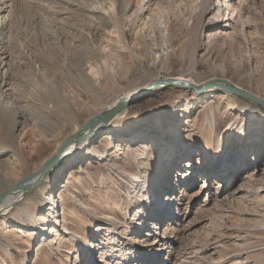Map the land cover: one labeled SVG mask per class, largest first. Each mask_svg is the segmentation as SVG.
<instances>
[{"label":"rangeland","instance_id":"1","mask_svg":"<svg viewBox=\"0 0 264 264\" xmlns=\"http://www.w3.org/2000/svg\"><path fill=\"white\" fill-rule=\"evenodd\" d=\"M0 2V195L75 144L0 217V264H264V105L218 86L146 90L223 79L264 101V0Z\"/></svg>","mask_w":264,"mask_h":264},{"label":"bare ground","instance_id":"2","mask_svg":"<svg viewBox=\"0 0 264 264\" xmlns=\"http://www.w3.org/2000/svg\"><path fill=\"white\" fill-rule=\"evenodd\" d=\"M227 1V0H226ZM1 3V2H0ZM228 5V4H227ZM112 6V5H111ZM229 6V5H228ZM2 11H3V7H2V5L0 4V34H1V31H3V28H4V25H5V18L3 19L2 18ZM92 11H94V10H90V12H92ZM103 16H105V15H103ZM226 16V15H225ZM228 18H225V19H223V21L222 22H225V20H227ZM224 26V25H223ZM0 41H1V38H0ZM71 48V47H70ZM1 49H3L2 48V45H0V74H1V72L3 71L4 73L6 72V67H5V60H4V53L2 54V52H3V50H1ZM71 50V49H70ZM70 58V57H69ZM84 76H85V79L84 80H87V77H88V75H85V74H83ZM177 79H179V78H177ZM3 81V80H2ZM2 81H1V83H0V104H7L8 103V101H7V89L6 88H4L5 87V85H3L4 84V81H3V84H2ZM229 82H231L230 80H228ZM232 83V82H231ZM54 83H52L50 86H52ZM234 85H236L235 83H233ZM237 86V85H236ZM140 89H144V88H140ZM140 89H138V90H140ZM210 96H212V94H209ZM252 95V94H251ZM134 95L133 94H126L125 96H123V98L120 100V101H118V102H121V101H127L128 99H130V98H132ZM253 96V95H252ZM213 97H216V96H213ZM255 97V96H254ZM212 98V97H211ZM217 98V97H216ZM259 98V97H258ZM260 99V98H259ZM262 100V99H261ZM263 101V100H262ZM118 102L117 103H115L114 105H112V106H109V107H106V108H104V110L102 111V113L101 112H97V115L96 116H100V115H103L104 116V114H107V113H109L110 112V110H112L113 108H115V107H117L119 104H118ZM117 105V106H116ZM1 106V105H0ZM115 106V107H114ZM247 106H248V104H247ZM6 107V106H5ZM3 108V107H2ZM11 108V107H10ZM55 109H57V107L55 108ZM248 109L249 110H253L254 108H251V106H248ZM172 116V115H171ZM98 117H94L93 119H90V123H88V124H82V125H78L77 126V131H79V132H81V133H85L86 135H88L89 134V132L91 131V130H96V129H98V128H102V127H104V125L109 121V119H102V118H99L98 119ZM157 118H159V117H157ZM172 118H174V117H172ZM75 122H77V121H75ZM125 122V121H124ZM124 124V125H123ZM19 124H18V121H15V122H13V125H12V128H11V131H12V133H13V136L14 137H20L19 136V126H18ZM127 123H123V122H120V124H119V127H121V126H123L124 127V129L127 127ZM161 125H165V122H164V119L163 120H157V122H155V128H157L158 130H163L164 129V126H161ZM238 127V125H234V124H231V125H228L227 126V128L225 129V132H224V134H226V135H228L229 134V131L230 132H233V131H235L236 130V128ZM130 128H132V127H130ZM234 128H235V130H234ZM127 129V128H126ZM1 130V129H0ZM233 130V131H232ZM210 134L209 135H207V137L209 138V137H211V136H213V133H220V126L219 125H217L216 123H215V127H213V130L212 131H210L209 132ZM166 134V133H165ZM229 136V135H228ZM3 137H2V134L0 133V140L2 139ZM3 139H5V138H3ZM2 139V140H3ZM223 139L222 138H220V140H219V145H218V147L220 148L221 146H222V144L223 143H225L226 142V145H229L231 142H229L228 141V137H227V141H225V140H223V141H225V142H223L222 141ZM261 142V141H260ZM85 143H88V141H86ZM85 143H83L82 144V146L85 144ZM221 143V144H220ZM74 145L75 144H73V143H71V142H68L67 144H65V146H64V148H63V151L61 152V155L62 154H65V153H68L69 151H71L73 148H74ZM259 144H258V142H257V146H258ZM261 148V147H260ZM259 147H254V149H253V151H254V153H258V151H259V149H260ZM261 151V150H260ZM137 152H139L138 150H137ZM210 164H212V163H204V167L202 168L203 169V171H206L207 169H206V166H208V165H210ZM203 166V165H202ZM209 168V167H208ZM234 168L232 167V164H228L227 162L225 163V164H223V166H222V170H220L221 172H219L220 174H221V178L223 179V180H225L226 182H227V184L228 185H230V183L232 182V178L230 177V174L232 173V172H234V170H233ZM39 171H40V169H39ZM163 172V171H162ZM160 173V172H159ZM211 174H215V172H210ZM152 173L150 172V171H148V172H145V171H143V172H140V173H137L136 175H137V179L138 178H141V181H140V183L142 184V183H144L145 184V187H147V191H149V193H150V191L152 190V188H151V186H150V180L147 178V176H149V175H151ZM161 176V179L162 178H164V174L162 173V174H160ZM38 176H39V178H40V180L38 179ZM43 177H44V175L43 176H41V174L38 172V173H35V174H33V175H31V176H29L28 177V179H25L24 181H23V184L24 185H32V187H35V186H37L39 183H40V181H42V179H43ZM166 178V177H165ZM202 181H204V183H206V177L204 178V179H202ZM38 182V183H37ZM139 183V184H140ZM37 184V185H36ZM140 184V185H141ZM15 185V184H14ZM204 186H205V184H204ZM203 186V187H204ZM13 187V186H12ZM12 187H9V188H7L5 191H7V190H9L10 188H12ZM166 187H168L169 189V191H170V195H168V194H166V196L167 197H164V203L163 204H165L166 206H163L162 205V207L163 208H168V206H171V207H176V205L174 204V202H173V197L171 196V193H173V194H175L176 193V190H175V188L173 189V188H171V186L170 185H167ZM161 188H162V185H161ZM25 190H27V189H24V188H19V189H16V190H14L13 192H11V194H9L1 203H0V217L2 218V219H5V217H7L8 215H10L11 213H12V211H13V209H14V206H15V204H17L20 200H21V198H22V196H23V193H24V191ZM4 191V192H5ZM222 191V190H221ZM228 191V187H224V190H223V192L222 193H224V192H227ZM217 193H220V191L218 190V191H216ZM149 193H147L145 196H147V195H149ZM154 194L155 193H153V196H154ZM160 196H161V193L159 194ZM152 196V197H153ZM160 206V205H159ZM177 210L179 211V209H178V207H177ZM169 211H171V209H169ZM163 214V213H162ZM178 216L179 215H177L176 214V216H175V218L177 219L178 218ZM158 218V217H157ZM139 259V258H138Z\"/></svg>","mask_w":264,"mask_h":264},{"label":"water","instance_id":"3","mask_svg":"<svg viewBox=\"0 0 264 264\" xmlns=\"http://www.w3.org/2000/svg\"><path fill=\"white\" fill-rule=\"evenodd\" d=\"M219 82H222V84L220 83H216L213 81L199 87L193 83H191L190 81L186 80V79H177V78H165V79H159L157 82L153 83V84H150L146 90H150V88L154 87V86H158V85H169V86H185V87H190V88H193L195 90H203L205 88H209L211 86H218V87H221L223 90H225L226 92L229 91L231 93H235L237 95H240V96H244V97H247V98H250L252 100H255V101H259L260 103H262L264 105V101H262L261 99H257V97H254L252 96L250 93H246L244 91H242L240 88H238L236 85H234L233 83L229 82L228 80H223V79H220ZM128 104L127 101H123L121 103H119V105L115 108H113L112 110H110L109 113L107 114H104L103 115H100L98 117L99 118H102V119H110L112 118L113 116H115L116 114L119 113V111L126 107ZM91 122V121H90ZM72 139V137L66 139L63 143H62V146L59 148V151L57 154H55L54 156H52L50 159H48L44 164L43 166L41 167L39 173L41 174V176L45 175L47 173V171L53 166L55 165L59 160V157L61 156V152L63 151V148L65 146V144H67L68 142H70ZM32 187V185H24L23 184V181H20L18 183H16L15 185H13L12 188H10L9 190L3 192L1 195H0V203L9 195L11 194V192H13L14 190L16 189H19V188H24V189H27Z\"/></svg>","mask_w":264,"mask_h":264}]
</instances>
